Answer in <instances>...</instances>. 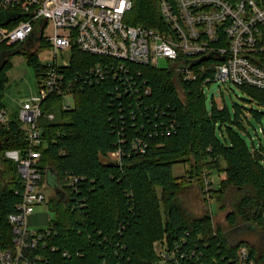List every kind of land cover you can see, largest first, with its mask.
Here are the masks:
<instances>
[{
	"label": "trees",
	"instance_id": "trees-1",
	"mask_svg": "<svg viewBox=\"0 0 264 264\" xmlns=\"http://www.w3.org/2000/svg\"><path fill=\"white\" fill-rule=\"evenodd\" d=\"M157 4L134 0L129 23L158 27ZM34 41L0 45V110L11 56L24 55L39 81L48 71L23 49ZM101 61L73 45L65 76L88 80ZM255 63L264 67L263 61ZM127 68V74H110L99 82L75 81L69 109L62 94L42 103L38 122L44 143L37 163L43 177L55 179V194L47 200L54 220L44 233L45 245L29 253L30 259L37 264H264V149H251L234 130H244L250 119L261 121L264 112L234 104L231 113L215 103L207 110L203 82L210 73L184 82L171 68ZM238 87L248 102L264 109V90ZM48 114L54 119L49 121ZM21 126L19 119L0 123V249L12 252L8 217L24 187L11 154L27 148ZM138 141L146 145L143 153ZM115 151L119 161L109 158ZM178 164L188 166L181 176L172 171ZM205 170L225 175L208 193L210 200L216 194L220 209L230 205L227 224L254 229L256 240L231 243L214 227L210 209L200 217L186 212L181 196L192 183L208 194ZM241 247L249 254L244 261L238 256Z\"/></svg>",
	"mask_w": 264,
	"mask_h": 264
},
{
	"label": "built area",
	"instance_id": "built-area-1",
	"mask_svg": "<svg viewBox=\"0 0 264 264\" xmlns=\"http://www.w3.org/2000/svg\"><path fill=\"white\" fill-rule=\"evenodd\" d=\"M157 3L159 26L144 27L129 23L134 19V0H0L1 13L17 16L7 25L0 24V45H22L34 38V42L51 44L55 51L71 50L75 45L81 52L103 61L90 70L92 76L88 80L81 77L67 80L64 73L67 65H59L55 59L47 64L39 96L22 106L18 119L27 148L23 154L14 155L24 189L16 211L8 217L15 249L13 252L0 249V264H37L28 255L39 245H45L44 233H48V228L30 230L29 218L36 207L48 200L37 189L43 178L37 163L41 153L37 149L44 143L38 122L43 116L42 103L51 94L72 98L70 90L78 79L93 83L110 74H127L128 64L161 68L158 66L161 59L167 60L169 68L184 82L210 73L203 86L219 82L264 90V67L255 63L264 62V0H157ZM48 27L53 35L44 38ZM209 55V60L191 67L193 62ZM63 107L71 108L64 103ZM46 118L53 120L54 115L48 114ZM6 122L7 114L2 109L0 123ZM170 130L172 127L167 132ZM138 146L143 153L146 145L141 146L138 141ZM119 155L115 151L109 156L119 161ZM76 181L73 179L71 185ZM205 185L209 183L205 181ZM156 249L162 250L159 246ZM248 255L247 248L239 249L240 260H246Z\"/></svg>",
	"mask_w": 264,
	"mask_h": 264
},
{
	"label": "rangeland",
	"instance_id": "rangeland-1",
	"mask_svg": "<svg viewBox=\"0 0 264 264\" xmlns=\"http://www.w3.org/2000/svg\"><path fill=\"white\" fill-rule=\"evenodd\" d=\"M52 35V28L48 27L44 33V38ZM23 49L29 51L31 54H35L43 66L54 63L55 59L59 65H67L70 58V50H65L64 52L55 51L51 44H46L44 41L27 43ZM10 63L11 68L7 73L8 82L2 99L4 111L7 114V121L18 119L24 103L30 102L33 98L39 96L42 83V80L39 81L34 67L27 64L24 55L15 54L11 56ZM158 66L161 68H169V62L161 59ZM203 94L207 110H210L212 103H215L220 108L226 107L231 113L233 112L234 104L264 112V109L258 107L254 101L248 102L249 98L246 93L234 84L211 82L203 87ZM63 101L65 105L69 104V106H73L72 98L68 97ZM250 120V124L245 123L244 130L237 127H234V130L241 135L251 149H264V117L261 121ZM218 135H220L219 131ZM11 155L15 156L14 154ZM109 158L111 159L112 157L109 156ZM187 168V165L178 164L173 166L172 171L175 176H181L185 174V169ZM224 178L225 175L222 172L217 173L214 170H207L202 174V182L207 181L209 183V185H205L209 188L208 191L214 187L217 188L220 181ZM54 181L55 179L52 175H48L46 179L43 177L37 189L43 192L47 198L52 197L55 194L52 186ZM205 186L204 189L206 190L207 188ZM203 193L204 191L198 185L192 183L190 189L181 196L182 204L186 212L192 214V216L200 217L210 209L209 212L212 216L214 227H220L231 243H235L238 240L250 242L256 240L257 236L253 233L254 229L243 225H238V228L234 229L227 224L225 217L227 212L231 210L229 203H227L229 206L220 209V205L216 202V194H213L210 200L209 193L207 195ZM208 202L210 207L208 206ZM32 215H35L38 221V224L34 225H30L29 223V229L34 231L48 228L49 221L54 220V214L49 210L47 203L36 207Z\"/></svg>",
	"mask_w": 264,
	"mask_h": 264
},
{
	"label": "water",
	"instance_id": "water-1",
	"mask_svg": "<svg viewBox=\"0 0 264 264\" xmlns=\"http://www.w3.org/2000/svg\"><path fill=\"white\" fill-rule=\"evenodd\" d=\"M17 18V16H13V15H5V16H0V21H1V23H2V25L4 24V25H7L8 24V22H10L11 20H14V19H16ZM0 23V24H1ZM211 58V56L209 55V56H205V57H202L201 59H199V60H197V61H195V62H193L192 64H191V67L192 66H196V65H198V64H200L201 62H203V61H207V60H209ZM53 186V185H52Z\"/></svg>",
	"mask_w": 264,
	"mask_h": 264
},
{
	"label": "crops",
	"instance_id": "crops-1",
	"mask_svg": "<svg viewBox=\"0 0 264 264\" xmlns=\"http://www.w3.org/2000/svg\"><path fill=\"white\" fill-rule=\"evenodd\" d=\"M37 222H38V221L36 220L35 215H32V216L29 218V223H30V225L38 224Z\"/></svg>",
	"mask_w": 264,
	"mask_h": 264
}]
</instances>
